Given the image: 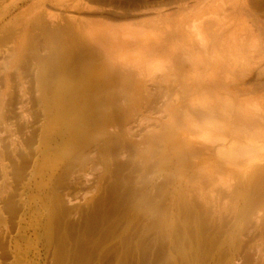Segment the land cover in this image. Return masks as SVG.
<instances>
[{"label": "rangeland", "instance_id": "1", "mask_svg": "<svg viewBox=\"0 0 264 264\" xmlns=\"http://www.w3.org/2000/svg\"><path fill=\"white\" fill-rule=\"evenodd\" d=\"M85 1L0 0V264H264V180L245 186L237 176L225 186L232 172L223 170L215 185L192 184L202 157L193 162L160 132L157 104L139 118L114 91L83 130L53 105L71 69L86 85L87 66L107 67L81 56L84 35L70 13L118 28L220 19L218 39L205 34L244 40L227 48L246 60L240 75L251 87L264 81V0Z\"/></svg>", "mask_w": 264, "mask_h": 264}, {"label": "bare ground", "instance_id": "2", "mask_svg": "<svg viewBox=\"0 0 264 264\" xmlns=\"http://www.w3.org/2000/svg\"><path fill=\"white\" fill-rule=\"evenodd\" d=\"M82 1L85 0H65V7L71 6L73 2H76L73 4L75 6L81 5ZM203 1L198 2H202V5ZM85 2L82 7L88 5L87 1ZM89 7L88 5L87 8ZM111 8L109 7L108 13L107 11L105 13L122 17L126 15L119 9L114 12ZM72 9L75 10L73 6ZM81 10L79 9V12ZM214 12L211 17H216L217 11L215 14ZM130 13L129 16L133 14V12ZM70 14V18L68 16L70 23L77 28L79 34H82L80 36L84 35L83 39L79 36L83 41L81 56H84V59L87 57L85 59L87 64L95 66L98 61L100 62L99 68H103L101 64L107 66H105L106 70L100 74L101 70L97 71L98 73L95 72L97 65L94 71L92 66H87L90 78L86 81V85L83 79L72 76L74 72H70L71 68L69 73L72 74L68 73L67 77L62 78L59 76L61 78H58L61 80L59 84L63 86H60L63 90L61 89L62 92H59L53 105L61 116L72 123V127L83 130L89 123H93L102 104L115 91L117 93L115 98L122 99L120 101L124 106L128 105L140 112L139 118L142 115L146 117V112L150 110V107L147 108L148 105L157 104L156 121H162L163 127V131L160 130V132L171 137L175 136V146L178 149L181 148L185 156L194 159L193 162L196 158L200 160V157H202L200 162L214 156L217 157L216 165L201 166L202 163L196 162L198 164L194 170L192 184L197 180H203L208 186L215 185L221 180L219 176L223 170L232 172L229 176L230 180L223 183L225 186H229L237 176H241L245 186L264 180V81H258L251 87L246 85L248 82H245L244 78L246 79L248 73L243 74L246 75L244 78L240 75L247 69L246 60L243 62L245 65H242L241 61L240 64L237 63L238 61L235 60L239 57L233 60L234 53H230L231 50L227 48L234 46L233 42L239 45L242 38L239 37V39L232 34V38L228 36L229 40L225 34L223 35L225 37L218 42L220 34L218 31L224 26V23L219 21L220 19L210 21L211 19L204 16V19H198L203 20L200 23L196 20L198 17L194 18L197 22L194 24L189 21L172 24L166 20H160L151 24L144 23L141 26L129 24L118 28L111 24L96 23L84 15ZM88 25L90 28H87ZM192 28L197 33H192L193 36L197 35L196 37L189 33ZM209 31L214 32V35L216 32L217 39H212L214 36H211L212 33L205 34ZM175 40H178L177 44ZM222 41L223 44H221ZM237 42L239 44H236ZM241 42L242 47L247 45L244 44V40ZM220 45L223 46L219 49ZM230 49H234L233 52L237 50L235 47H230ZM239 49L242 50L241 47ZM90 51L95 56V58L92 57L94 60H90L92 56ZM228 55L234 57L229 59ZM77 62L79 64V61ZM152 64L155 65L154 68L151 67ZM209 70H211L210 73ZM84 78L86 79L87 75ZM81 84L85 85V87L83 85L85 89L81 87ZM148 114L152 113L148 112ZM144 119L149 121V117L142 118V121ZM148 121L147 123L151 122ZM242 164H247L248 168L241 169ZM195 185H193L195 192L200 194L203 188L199 183Z\"/></svg>", "mask_w": 264, "mask_h": 264}]
</instances>
